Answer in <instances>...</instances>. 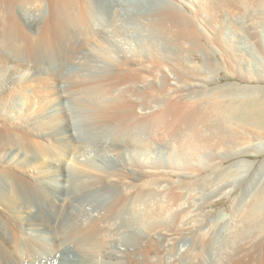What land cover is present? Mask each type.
Segmentation results:
<instances>
[{
    "label": "rangeland",
    "instance_id": "rangeland-1",
    "mask_svg": "<svg viewBox=\"0 0 264 264\" xmlns=\"http://www.w3.org/2000/svg\"><path fill=\"white\" fill-rule=\"evenodd\" d=\"M94 3L92 31L96 29L98 34L106 29L115 11L120 14L121 37L115 35L112 39L105 33V37L96 38L92 32L90 36H67L64 30L58 31L52 39L69 56L68 60L63 65L50 63L46 68H35L34 60L29 59L26 33L36 36L44 32L55 15L56 3L29 0L13 6L0 0V133L6 130L15 143L25 137L38 140L36 145L57 143L69 125L72 129L76 123L79 125L76 104L59 86L61 79L74 74L78 51L95 49L97 39H103L105 50L113 55L126 48L141 54L144 59L138 66L146 77V89L136 93L134 86L127 83L125 94L130 105H124L125 113L115 117L126 118L129 129L117 135L100 134L96 139L110 142L118 152V164L127 163L129 167L137 165V153L119 139L136 133V139L146 141L149 165L134 166L125 182L131 183L129 196L146 197L150 206L153 201L152 205L156 202L159 207L162 203L160 212L166 216L153 224L161 230L160 236L179 232L175 245H162V263L251 264L256 260V264H262L264 131L248 123L219 129L217 122L232 101L264 103V0ZM108 13L112 14L110 18ZM34 16L38 22L32 25ZM9 31L11 41L7 40ZM6 43H13L15 51L7 50ZM114 73L121 71L117 68ZM172 80L176 85L171 84ZM132 82L137 83L133 78ZM74 88L72 94L78 98L81 90ZM183 109L189 111L178 118ZM110 111L114 113V109ZM159 116L163 118L153 125ZM235 118L249 121L241 113ZM6 153L0 150V169H19L35 176L33 172L49 174L45 176L48 183L53 181L52 170L60 169L44 159L31 163ZM71 158L65 162L70 168ZM73 168L71 183L56 186L66 195L72 194L71 184L76 186L78 167ZM109 203L108 198L102 206L109 208ZM114 208H109V214L114 213ZM148 230H139L136 236L125 237L124 242L133 249H142V256L150 260L154 253H150L152 243L145 239L150 234ZM66 251L77 253L71 246Z\"/></svg>",
    "mask_w": 264,
    "mask_h": 264
},
{
    "label": "bare ground",
    "instance_id": "bare-ground-1",
    "mask_svg": "<svg viewBox=\"0 0 264 264\" xmlns=\"http://www.w3.org/2000/svg\"><path fill=\"white\" fill-rule=\"evenodd\" d=\"M5 1L15 6L29 0ZM53 1L57 6L56 12L45 31H39L36 36L26 33L29 59L34 60L35 68H46L50 63L63 65L68 60L69 56L62 53L58 43L55 44L56 39H52L58 31L64 30L63 35L67 36L69 33L79 37L90 36L92 32L96 38L105 37V33L112 39L115 35L121 37L120 14L115 11H112L113 17L109 19L107 28L97 34L96 29L92 31L96 7L94 0ZM112 14L108 13L109 18ZM37 22L34 16L32 25ZM11 33L8 32L7 40L11 41ZM122 40L128 44L125 38ZM104 44L103 39H97L95 49L88 47L78 51L80 54H76L73 64L74 74L63 81L61 79L59 86L76 104V118L79 121L74 129L68 126L62 140L49 145H36L38 140L25 137L24 142L15 143L6 130L0 133V150L7 151L10 158H21L31 163L44 159L60 168L51 172V187L45 177H49V174L33 172L37 174L35 176L32 172L24 174L19 169H0V264H126L127 261L129 264H164L161 260L162 245L173 246L179 240L178 231L160 236L161 230H156L153 225L166 216L160 212L162 203L159 207L158 203L152 205L154 201H151L150 206L146 197L129 196L131 183L127 184L125 178L133 174L134 166L143 168L149 165L145 157L148 154L146 141L136 139V133L125 134L119 139L121 144L130 145L137 153V165L129 167L127 163L118 164V152L110 142L96 139L100 134L117 135L120 130L129 129L126 118H115L121 112L125 113L124 107L130 103L125 94L127 83L129 87L134 86L136 93L146 89V77L140 72L142 67L138 66L144 57L132 53L130 49L127 51V48L113 55L105 50ZM4 47L15 51L13 43H6ZM134 64L136 67H133ZM117 68L121 73L115 75ZM132 78L136 79V84L131 83ZM171 84L176 85V82L172 80ZM74 87L81 90L78 98L72 94ZM115 88L119 89L113 90ZM113 109L114 113L111 114L110 110ZM187 111L183 109L178 118L184 117ZM237 113L244 114L249 121L235 118ZM161 118L163 116L157 117L153 125ZM245 123L264 131V103L258 100L232 101L219 118L217 128ZM239 152L237 150L236 153ZM70 156L71 168L65 165ZM74 165L78 167L76 186L71 184L72 194L66 195L56 186H63L65 181L71 183ZM99 167H102L101 174L96 179L94 175ZM59 170L63 173H56ZM108 198L110 207H115L112 215L109 214L110 207L102 206V201ZM122 203L125 204L120 207ZM108 214L111 215L109 220ZM89 224H93L90 230L87 229ZM146 228L150 234L144 238L152 243L150 253H154L150 260L142 256V249H133L124 242L125 237L136 236L139 230L145 232ZM69 246L77 253H67ZM141 246H145L143 241ZM77 256H85V259ZM261 263L264 264V261ZM251 264H256V260H252Z\"/></svg>",
    "mask_w": 264,
    "mask_h": 264
}]
</instances>
